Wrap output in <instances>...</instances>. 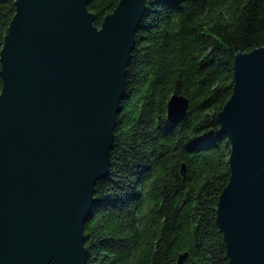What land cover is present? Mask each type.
I'll use <instances>...</instances> for the list:
<instances>
[{
    "label": "water",
    "instance_id": "obj_1",
    "mask_svg": "<svg viewBox=\"0 0 264 264\" xmlns=\"http://www.w3.org/2000/svg\"><path fill=\"white\" fill-rule=\"evenodd\" d=\"M86 2L14 0L0 47V264H85L83 222L108 170L145 0H117L98 25ZM232 66L216 112L229 174L215 217L227 264H264V43ZM187 106L171 93L167 119Z\"/></svg>",
    "mask_w": 264,
    "mask_h": 264
},
{
    "label": "trees",
    "instance_id": "obj_2",
    "mask_svg": "<svg viewBox=\"0 0 264 264\" xmlns=\"http://www.w3.org/2000/svg\"><path fill=\"white\" fill-rule=\"evenodd\" d=\"M116 2L87 0L93 23ZM13 12L14 0H0V47ZM263 43L264 0H145L108 170L83 222L85 264H178L183 251L180 264H227L215 207L229 142L216 112L234 53ZM171 93L188 99L177 121L166 117Z\"/></svg>",
    "mask_w": 264,
    "mask_h": 264
}]
</instances>
